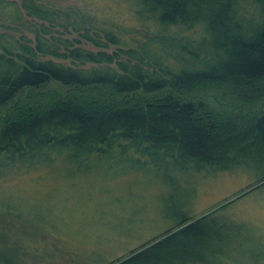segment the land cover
Here are the masks:
<instances>
[{
  "label": "trees",
  "instance_id": "16d2710c",
  "mask_svg": "<svg viewBox=\"0 0 264 264\" xmlns=\"http://www.w3.org/2000/svg\"><path fill=\"white\" fill-rule=\"evenodd\" d=\"M130 1L151 21L143 31L36 0L20 1L32 21H0V264H18L9 251L35 231L33 214L13 197L16 180L131 167L153 177L260 174L244 193L104 264H264L255 227L214 215L264 185V0ZM177 236L172 250L145 260Z\"/></svg>",
  "mask_w": 264,
  "mask_h": 264
},
{
  "label": "rangeland",
  "instance_id": "374dc122",
  "mask_svg": "<svg viewBox=\"0 0 264 264\" xmlns=\"http://www.w3.org/2000/svg\"><path fill=\"white\" fill-rule=\"evenodd\" d=\"M20 1L3 0L0 21L5 26L14 28L18 22L32 21ZM36 1L63 9H89L100 24L110 21L123 31H143L142 27L151 23L135 12L130 0ZM4 30L0 25V31ZM124 35L134 37L135 33ZM64 36L74 38L76 34ZM80 46L97 50L84 41ZM115 48L110 46L108 51ZM212 92L223 101L228 95L217 89ZM258 104L264 105V98ZM257 169L264 172L261 167ZM114 170L106 177L91 173L86 177L16 180L18 188L13 197L33 214L35 231L31 239L28 237L19 243L22 247L9 251L10 257L16 258L18 264H104L128 255L131 249L149 240L160 239L166 229L182 218L200 216L218 208L247 191L253 177L260 174L239 168L231 172H191L186 177L177 174L153 177L136 167L128 168L126 173ZM222 214L250 223L264 236V185L214 213ZM39 217L42 227L37 225ZM202 230H206L205 223L195 231ZM188 237L189 234L185 236ZM181 241L182 236L170 239L144 258L172 250Z\"/></svg>",
  "mask_w": 264,
  "mask_h": 264
}]
</instances>
